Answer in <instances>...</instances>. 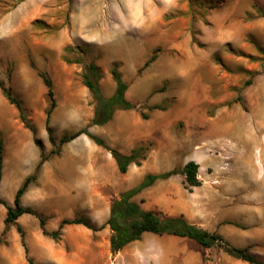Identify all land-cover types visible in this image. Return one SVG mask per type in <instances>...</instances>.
<instances>
[{
  "label": "rangeland",
  "instance_id": "rangeland-1",
  "mask_svg": "<svg viewBox=\"0 0 264 264\" xmlns=\"http://www.w3.org/2000/svg\"><path fill=\"white\" fill-rule=\"evenodd\" d=\"M148 14L154 15V25H140L137 15ZM263 14L264 0H0V84L21 102L25 117L0 88V199L13 206L18 188L35 175L21 204L45 218L47 232L56 231L64 218L104 225L109 204L87 202V169L95 163L109 171L113 162L114 178H120L113 157L85 134L60 140L88 127L119 149L116 128L124 127L125 115L131 117L129 128L139 127L134 119L146 124L149 118L168 126L155 128L141 143L147 156L167 152L171 167L178 169L193 160L216 184L264 182V166L257 155L255 163L248 160L239 129L240 115L248 111L244 94L257 78L264 89ZM88 62L100 68L107 94L115 89L111 69L116 65L128 84L126 98L137 107L117 110L108 125H90L94 102L81 77ZM41 74L52 80L56 101L48 118L50 99ZM220 116L229 118L227 128L225 120L210 121ZM222 205L227 214L242 209L240 201L202 204L205 212ZM250 214L244 225L229 215L221 225L242 227L241 248L264 263V217H258L264 216V203H250ZM5 216L0 204V264H124L127 249L136 264H237L220 247L204 248L188 238L145 233L112 253L107 226L94 231L65 225L53 238L43 234L34 214L7 226Z\"/></svg>",
  "mask_w": 264,
  "mask_h": 264
},
{
  "label": "crops",
  "instance_id": "crops-1",
  "mask_svg": "<svg viewBox=\"0 0 264 264\" xmlns=\"http://www.w3.org/2000/svg\"><path fill=\"white\" fill-rule=\"evenodd\" d=\"M140 9L138 8V11ZM140 19V20H139ZM136 20L140 25H154V15H137ZM136 23V22H134ZM137 24V23H136ZM262 79H255L249 86L248 93L244 94V99L247 102L248 111L240 115V138L242 140V148L247 149V154L250 155L249 161H254L255 155L258 157L259 164L264 166V89L260 85ZM104 93V91H103ZM107 96L111 94L104 93ZM93 117V116H92ZM125 125L123 128L117 127L116 133L118 135L119 151L122 153H129L136 145L146 142L153 135L155 128L159 130L168 129L166 124L162 122L152 121V118L147 120L146 124L137 122L139 127L129 128L128 124L131 120L129 115H125ZM116 120L114 114L112 123ZM218 120H225L224 127L229 126V118L220 116L211 122ZM108 125V124H107ZM252 156V158H251ZM168 153L163 151L155 152V156H147L146 160L140 166L130 164L125 173H121L120 178H114V164L110 162V169L107 171L106 167L93 163L87 169L88 176L91 178L88 193L89 199L87 202H107L109 205L106 212V220L109 217L111 202L118 197V195L126 190H129L138 185L147 174H159L167 172L176 167H171L168 161ZM104 159L106 157L104 156ZM214 161H219L217 157ZM243 160L244 157H243ZM27 161V160H26ZM207 161V160H205ZM184 165V164H183ZM180 167V169L183 167ZM202 165L198 164L197 177L200 180V185L186 187L185 175L177 173L165 179H157L148 187L143 188L136 196L135 200L140 203L144 210H159L167 216L183 217L190 223L196 224L210 232H216L222 235L232 245L244 247V229L237 227L233 223L223 224L221 222L229 219L241 220V225L244 221L250 219V203H264V182L255 183L242 181L241 185L233 184L229 181H219L217 184L214 181L212 174L207 172ZM240 201L242 203L241 212L231 211L227 214L223 209V205L217 209H210V207L203 210L202 204L221 203ZM264 217V216H258ZM127 259H124V264H136V260L131 254V250H125ZM237 264L241 263L240 259L234 260Z\"/></svg>",
  "mask_w": 264,
  "mask_h": 264
},
{
  "label": "trees",
  "instance_id": "trees-1",
  "mask_svg": "<svg viewBox=\"0 0 264 264\" xmlns=\"http://www.w3.org/2000/svg\"><path fill=\"white\" fill-rule=\"evenodd\" d=\"M153 59L154 56L151 58V61ZM111 75L115 82V89L110 96H107L103 93L100 86V68L93 62H88L84 65L81 74L82 83L91 93L94 102V114L90 121V125L105 126L113 120L114 114L117 110H132L137 107L135 103L126 98L128 84L122 79L116 65L111 69ZM40 76L43 78V81L47 86V94L50 99V106L46 111L48 118L53 109L56 107L53 83L49 77H46L43 74ZM247 83L249 84L250 82L248 81ZM0 88L9 102L14 104L19 110L21 119L25 121L21 102L13 97L9 87H5L3 84H0ZM153 108H159V106H154ZM141 117L146 119L147 115L141 113ZM48 131L50 130L48 129ZM81 134L87 135L98 146L109 151L120 173H125L128 166L132 163L140 166L147 158L146 152L148 148L144 144L136 145L129 153H122L118 149L108 146L102 138L93 135L88 130V127L82 128L68 137L65 136L61 138L60 143L62 144L68 142ZM41 164L42 160L39 162L37 169L41 166ZM2 166V141L0 140V180L2 176ZM177 173H182L185 175L187 188L189 186L200 185V180L197 177L198 164L193 160H189L183 165L181 169H173L159 174H147L138 185L129 190L121 192L118 197L111 202L109 217L106 223L99 228H96L84 218L74 217L70 219H62L58 225V229L53 232H47L45 230V218L42 215L36 214L30 208L24 207L21 204V196L25 192L29 181L35 177V175H32L28 177L23 182L22 186L16 191L13 200V206L6 204L0 199V204L6 208L4 223L5 226H7L9 223L16 221L23 214H34L39 220V226L43 234L49 235L53 238L58 237L60 230L65 225L81 224L94 231L107 226L110 230L109 246L112 253H117L126 245L140 240L145 233H152L159 236L169 235L192 239L204 248H210L216 245L237 259L246 261L250 264H264L249 254L247 249L232 245L219 233L210 232L196 224L188 222L183 217V215L171 217L165 215L159 210H144L140 203L135 200V196L143 188L153 184L155 180L165 179ZM19 231H21L20 228ZM22 241L25 247L24 240ZM25 252L27 253L26 247ZM27 259L29 262H31L29 257H27Z\"/></svg>",
  "mask_w": 264,
  "mask_h": 264
},
{
  "label": "bare ground",
  "instance_id": "bare-ground-1",
  "mask_svg": "<svg viewBox=\"0 0 264 264\" xmlns=\"http://www.w3.org/2000/svg\"><path fill=\"white\" fill-rule=\"evenodd\" d=\"M95 1H96V0H95ZM87 5H88V4H87ZM19 145H20V144H19ZM24 148H25V147H24ZM28 148H29V147H28ZM23 151H24L23 149L21 150V149L18 148V153H19L18 157H19V158H22V159H23V157H22V156H24V155H23V153H24ZM25 151H26V150H25ZM28 151H29V150H28ZM25 154H26V152H25ZM28 154H29V153H28ZM28 156H29V155H28ZM19 158H18V159H19ZM22 159H21V160H22Z\"/></svg>",
  "mask_w": 264,
  "mask_h": 264
}]
</instances>
